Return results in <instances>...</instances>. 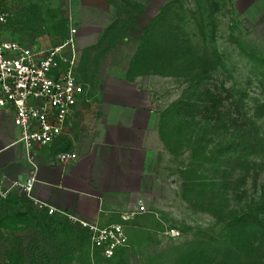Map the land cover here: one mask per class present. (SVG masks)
<instances>
[{"label":"rangeland","instance_id":"obj_1","mask_svg":"<svg viewBox=\"0 0 264 264\" xmlns=\"http://www.w3.org/2000/svg\"><path fill=\"white\" fill-rule=\"evenodd\" d=\"M3 3L5 37L18 27L45 48L88 13L108 12L99 43L79 49L92 100L78 126L92 121L101 81L140 78L161 117L162 152L161 186L113 259L91 252L80 225L15 191L0 200V264H264V0ZM189 96L198 108L178 112Z\"/></svg>","mask_w":264,"mask_h":264},{"label":"crops","instance_id":"obj_2","mask_svg":"<svg viewBox=\"0 0 264 264\" xmlns=\"http://www.w3.org/2000/svg\"><path fill=\"white\" fill-rule=\"evenodd\" d=\"M107 14L93 11L79 20L75 28L81 51L99 43V20ZM13 35L11 39L22 45L46 44L23 38L18 27ZM142 80L101 81L92 93L95 112L86 129L80 130L78 117L89 103L76 108L61 137L48 146L34 145L31 151L20 140L13 110L0 109V177L23 182L34 176L31 195L23 196L45 214L55 209L50 216L56 218L72 215L100 226L121 223L123 217L136 219L139 201L148 204L161 186V117ZM69 152L78 158L63 165L58 157Z\"/></svg>","mask_w":264,"mask_h":264},{"label":"built area","instance_id":"obj_3","mask_svg":"<svg viewBox=\"0 0 264 264\" xmlns=\"http://www.w3.org/2000/svg\"><path fill=\"white\" fill-rule=\"evenodd\" d=\"M10 17L0 0V109L13 110L14 125L22 135L20 140L31 151L34 145L48 146L61 137L76 108L91 99L89 88L78 74L77 29L72 25L69 36L52 47L26 46L5 37ZM77 158L73 152L58 157L63 165ZM35 182L34 176L23 182L0 177V200H6L15 191L30 196ZM55 212L48 210L49 215ZM145 212V204L139 201L137 214ZM67 218L87 231L93 254L98 252L112 259L129 245L131 217L108 226L72 215Z\"/></svg>","mask_w":264,"mask_h":264},{"label":"trees","instance_id":"obj_4","mask_svg":"<svg viewBox=\"0 0 264 264\" xmlns=\"http://www.w3.org/2000/svg\"><path fill=\"white\" fill-rule=\"evenodd\" d=\"M191 99H192V96H189L188 98H186V99L182 100L181 102H179L178 105H177V107H179L178 108V112L186 111L188 109L195 108V107L198 108V106L190 104ZM214 99L215 98L213 97V94H212L211 90H206V92L202 94V100H199L198 102L202 103L203 106L207 107L210 103L215 102ZM214 109H216V106H215ZM88 240H89V235H88ZM89 244H90V242H89Z\"/></svg>","mask_w":264,"mask_h":264}]
</instances>
